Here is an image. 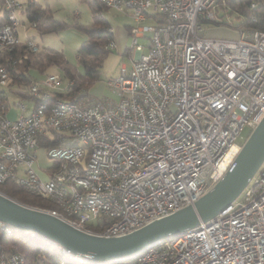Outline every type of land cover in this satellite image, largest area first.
I'll return each mask as SVG.
<instances>
[{
  "label": "built area",
  "instance_id": "2783aa9c",
  "mask_svg": "<svg viewBox=\"0 0 264 264\" xmlns=\"http://www.w3.org/2000/svg\"><path fill=\"white\" fill-rule=\"evenodd\" d=\"M97 1L132 20L131 65L105 82L116 99L54 97L61 80L50 74L29 86V113L19 103L11 119L0 101V185L51 202L57 209L44 210L83 232L111 237L193 204L231 166L241 130L264 114V31L206 36L202 25L228 12V0ZM21 8L0 0V55L20 43ZM8 81L0 64V90ZM40 152L50 163L45 178ZM15 232L0 221V235ZM61 252L74 264H264V160L224 211L135 256L84 263ZM0 264L26 262L0 245Z\"/></svg>",
  "mask_w": 264,
  "mask_h": 264
},
{
  "label": "water",
  "instance_id": "95a60500",
  "mask_svg": "<svg viewBox=\"0 0 264 264\" xmlns=\"http://www.w3.org/2000/svg\"><path fill=\"white\" fill-rule=\"evenodd\" d=\"M264 160V114L243 142L231 166L193 204L119 236L83 232L48 211L23 204L0 192V221L55 245L84 263L135 256L170 235L197 226L224 211L241 193Z\"/></svg>",
  "mask_w": 264,
  "mask_h": 264
},
{
  "label": "trees",
  "instance_id": "16d2710c",
  "mask_svg": "<svg viewBox=\"0 0 264 264\" xmlns=\"http://www.w3.org/2000/svg\"><path fill=\"white\" fill-rule=\"evenodd\" d=\"M82 1L88 5L91 13V20L88 24L76 26L78 31L85 36L76 55L77 61L83 67V73L75 72L64 60L62 52L46 47L32 51L25 43H18L12 50L0 55V64L6 66L9 76L7 90H0V101L5 102L6 106L7 92L20 98L30 99L29 86L35 81L32 72L42 74L52 65L62 69L68 82H71L65 93L54 92V97L57 98L75 100L83 95L80 94L82 90L87 89L99 79L103 60L110 51L107 44L113 40V34L108 32L110 25L103 16L107 8L97 0ZM228 3L230 12L237 11L243 17L241 25L244 28L252 27L264 31V0H228ZM251 3L255 4L253 9H250ZM26 10L32 15L31 22L35 28L39 32L44 31L48 25L45 8L36 2H31ZM209 24L219 26L223 23ZM66 25L63 22L53 21L50 29L58 31ZM8 55L11 56L10 60L5 58ZM0 192L32 207L57 209L51 202L42 200L10 182L1 184ZM0 245L6 251L17 250L24 256L26 264H61L62 262L74 264L67 261L57 246L46 243L44 239L36 236L23 235L18 231L10 236L0 235Z\"/></svg>",
  "mask_w": 264,
  "mask_h": 264
},
{
  "label": "rangeland",
  "instance_id": "374dc122",
  "mask_svg": "<svg viewBox=\"0 0 264 264\" xmlns=\"http://www.w3.org/2000/svg\"><path fill=\"white\" fill-rule=\"evenodd\" d=\"M23 3V6L26 5L27 0H18ZM42 6L46 10L47 17V27L44 31L39 32L31 25V15L26 13L16 12V17L19 20L17 25V30L19 34L20 41H33L37 45L38 49L48 47L49 49L57 50L62 52L64 60L72 67L75 72L82 74L83 67L77 61L76 55L77 51L84 41L85 36L78 31L76 26L88 24L91 20V13L88 5L82 0H33ZM1 14V13H0ZM21 14V15H20ZM103 16L110 24L113 29L114 37L117 40H120L122 35L121 32L124 30V26L127 23L131 22L127 16L122 13H119L113 9H106L103 12ZM217 22L223 23L219 26L214 24L204 23L202 25L205 35L217 37V38H228L234 39L237 36V33L244 28L241 24L243 23V17L237 11H228L226 13H218ZM53 21L63 22L67 24L63 29L58 31H51V23ZM115 41V42H116ZM138 42L143 44L144 39L139 38ZM130 46V38L126 40L121 39V51L118 49L110 50L106 57L103 60L102 67L100 68L99 79L92 83L87 89L82 90L80 94L87 95L94 99L99 98H108L115 100L116 97L105 85V82L108 78L114 77L117 75L121 66L129 68L131 65L130 56H134V51H128L122 53V51ZM147 50L143 49L145 53ZM34 79L40 81L46 75H57L60 77V85L55 90V92L65 93L66 86L68 84L67 77L62 69L56 67L55 65L50 66L42 74L33 72ZM7 90V88H4ZM8 93V92H7ZM79 94V93H78ZM62 99V98H61ZM67 100V99H64ZM22 100L15 95L8 93L7 104L13 111L18 114L21 113V110L18 106ZM27 105H31L30 103ZM251 129L247 126L243 127L241 130V137L238 139V142L242 145L250 134ZM49 161L44 159L41 168L48 167ZM44 165V166H43Z\"/></svg>",
  "mask_w": 264,
  "mask_h": 264
},
{
  "label": "crops",
  "instance_id": "0c3cea01",
  "mask_svg": "<svg viewBox=\"0 0 264 264\" xmlns=\"http://www.w3.org/2000/svg\"><path fill=\"white\" fill-rule=\"evenodd\" d=\"M20 4H21V6H22V8H21V10H19V11H17V12H19V13H26V14H28V15H30L29 13H28V11L26 10V8L28 7V5L31 3V2H34L33 0H27V2H26V5L25 6H23V3H21L20 1H18ZM38 4V3H37ZM20 14V15H21ZM32 16V15H31ZM126 16V15H125ZM129 19H131L129 16H127ZM16 19H17V17H16ZM31 21V20H30ZM18 23H19V20L17 19V25H18ZM31 25L35 28V26L32 24V22H31ZM110 25V24H109ZM132 25V20H131V22H129V23H127V25H125L124 27V30L121 32V35H122V37H121V39L124 41V40H126V39H129V36H128V29H129V27ZM111 27V26H110ZM112 28V27H111ZM36 29V28H35ZM16 30H17V28H16ZM205 34V33H204ZM17 35H18V37H19V34H18V30H17ZM207 36V35H206ZM209 37H212V36H209ZM19 39V38H18ZM121 39L120 40H117L116 41V39H115V37H114V34H113V40H114V42H115V48L114 49H118L119 51H121ZM32 41V40H31ZM19 42L20 43H25L26 42V40L25 41H20L19 40ZM46 48H48V47H46ZM125 50V49H124ZM124 50L122 51V53H124ZM33 73V72H32ZM33 74H35V73H33ZM6 88V87H5ZM2 90H4V88H2ZM6 90V89H5ZM9 93V92H8ZM8 93H6V102H7V98H8ZM16 97H18V98H20L19 96H16ZM21 100H22V102L21 103H23L24 104V106L26 107V111H25V113H29L30 111H31V109H32V106H33V101L31 100V99H29V98H20ZM31 104V105H27V104ZM18 115V113L17 112H15V111H13V109H11L10 107H9V105L7 104V111H6V116L7 117H9V118H11V119H14V118H16V116ZM43 162H44V156H43V153L42 152H40L39 153V159H38V169H39V174L43 177V178H45L46 176H45V168L46 167H43V168H41V165L43 164ZM44 166V165H43Z\"/></svg>",
  "mask_w": 264,
  "mask_h": 264
},
{
  "label": "bare ground",
  "instance_id": "6f19581e",
  "mask_svg": "<svg viewBox=\"0 0 264 264\" xmlns=\"http://www.w3.org/2000/svg\"><path fill=\"white\" fill-rule=\"evenodd\" d=\"M207 23H212V22H207ZM223 176V175H222ZM253 177V176H252ZM249 182V181H248ZM244 189V188H243Z\"/></svg>",
  "mask_w": 264,
  "mask_h": 264
}]
</instances>
